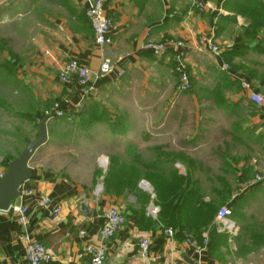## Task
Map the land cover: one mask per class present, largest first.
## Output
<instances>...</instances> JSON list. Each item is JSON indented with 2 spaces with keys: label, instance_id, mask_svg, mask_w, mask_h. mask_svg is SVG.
<instances>
[{
  "label": "crops",
  "instance_id": "1",
  "mask_svg": "<svg viewBox=\"0 0 264 264\" xmlns=\"http://www.w3.org/2000/svg\"><path fill=\"white\" fill-rule=\"evenodd\" d=\"M93 1L0 0V29L13 28L0 34V43L9 48L0 51V65L10 71H5L4 79L0 69L5 84L0 86V107L11 110L8 120L13 132L5 135L0 118L3 175L11 163L3 161L16 159L36 137L40 119L54 113L55 105L67 111V116L54 115L46 123L47 141L29 162L36 178L25 182L8 210L0 212V264H26L23 235L52 253L47 264H89V257L80 255L87 245L100 244L98 232L110 207L124 214L125 223L104 244V264H264V182L243 193L237 185L256 174L264 179V111L249 102L242 87L247 84L264 96V28L254 31L251 24L253 11L260 12L255 5L264 0H203L205 11L190 17L186 13L193 9L194 0H104L112 28L110 44L102 49L94 43L85 17ZM202 38H209L219 49L217 56L206 46L198 50ZM168 40L184 43L189 94L176 91L172 51L156 59L143 49L147 41ZM105 57L110 58L113 72L92 78L88 87L59 82L58 74L70 60L85 66L93 77ZM224 65L228 68H221ZM120 71L124 75L116 80ZM111 108H116V114L109 113ZM77 109L82 110L77 113ZM109 123L117 125L115 132L107 128ZM95 146L102 149L94 158L95 171L108 160V151L118 154L119 165H175L179 175L186 173L185 165H220L230 170L231 193L225 206L233 210L232 226L217 232L228 241H217L197 253L184 240L164 235L158 216L154 220L146 212L154 203L148 202L143 212L138 192L126 191L115 198L102 183L79 187L53 166L63 165L58 159L63 153L70 165L74 149L85 155L87 148L91 155ZM128 151H135V156L127 155ZM39 154L42 160L32 164ZM222 195L206 189L202 198L220 201ZM40 197L50 200L47 207L38 204ZM17 207L26 209L25 228L14 212ZM54 208L59 209L56 215ZM213 230L211 226L204 234ZM140 236L150 243L145 257L138 253Z\"/></svg>",
  "mask_w": 264,
  "mask_h": 264
},
{
  "label": "built area",
  "instance_id": "2",
  "mask_svg": "<svg viewBox=\"0 0 264 264\" xmlns=\"http://www.w3.org/2000/svg\"><path fill=\"white\" fill-rule=\"evenodd\" d=\"M205 11V3L203 0H194L193 9H190L186 16L190 17L194 12L201 14ZM85 17L89 22L94 43L99 48H104L110 44L109 34L112 28L111 20L106 16L104 12V0H95L89 2L88 7L85 10ZM201 46H206V48L214 54L218 55L219 49L212 45V42L209 38H202L199 42L198 50L201 51ZM143 49L150 52L156 59L163 58L167 55L169 51L173 52V62H174V71L178 76V90L187 91L190 89V82L188 74L186 72V65L184 60V43L182 41H173L168 40L162 43H157L153 41H147L143 44ZM221 68L227 69L226 65ZM113 64L110 58L105 57L99 67L98 73L92 77V73L80 64L76 60H70L65 63L61 68L58 74V80L62 84H69L71 82L77 83L79 86L88 87L92 81V78L98 80L99 78L105 77L113 72ZM124 75L123 71H120L116 74V80H119ZM243 89L248 91L247 99L252 103L256 108L264 109V96L262 94L251 91L248 88L247 84L242 85ZM91 88V86H90ZM53 112L58 118H62L66 113L59 105L53 107ZM3 176V171L1 168L0 161V178ZM264 179L261 175L256 174L251 180H248L242 183L238 189L239 193H243L247 189L253 187L256 183H263ZM152 196V195H151ZM153 197V196H152ZM50 203L49 199L40 197L38 204L42 207H47ZM14 212L18 215V221L22 227H26L28 220L26 217V209L17 207L14 209ZM59 212L58 208H54L52 214L56 215ZM147 215L156 220L159 212V208L151 204L146 209ZM229 210L226 207H221L216 215V223L218 232L221 231V228L227 226V229H230L232 226L229 220ZM104 223L99 229L98 237L100 244L91 246L87 245L83 249V253L80 255L89 257V264H104L106 259V250L104 244L111 240L114 235L123 227L125 223V218L117 208L110 207L104 212L103 215ZM164 235L170 239L174 237V233L170 228L164 229ZM80 235H84V232H80ZM184 242L197 253L204 251L208 247V235L203 234L200 242L196 241L194 237L189 234H184ZM22 241L24 242L23 247V259L26 264H47L49 263L53 256L52 253L47 250L41 243L36 242L30 239L27 235L22 236ZM149 240L147 237L140 236L137 241L138 253L141 257H145L149 251Z\"/></svg>",
  "mask_w": 264,
  "mask_h": 264
},
{
  "label": "trees",
  "instance_id": "3",
  "mask_svg": "<svg viewBox=\"0 0 264 264\" xmlns=\"http://www.w3.org/2000/svg\"><path fill=\"white\" fill-rule=\"evenodd\" d=\"M256 5L255 7L260 9V12L254 10L253 12L256 15L251 17L252 29L254 31L264 28V25H261L264 19V4L258 3ZM0 69L4 72H10L4 65H0ZM7 76L5 72L4 77L6 78ZM188 91H191V82ZM261 110L264 111V109ZM65 115L67 116V113ZM11 161L12 159L5 158L3 163L7 164ZM173 166L147 164L110 165L107 167L108 170L103 179L104 191H110L111 193L109 194L115 197H119V195L124 194L126 191L129 193H133V191L138 192L140 194L139 200L143 203V212H145L148 202H153L159 208L157 222L161 225L162 231L170 228L174 233V238L184 240V234H189L196 241H200L202 233L204 234L212 226L214 232L207 234L208 246L212 243L215 244L217 241L219 243L227 242L228 238L226 236L221 235V237H218L217 235L218 225L215 215L218 206L222 207L224 205L226 207L227 202L225 199L230 198L231 186L219 176L210 175L213 180L206 176L205 182L209 183L210 186H206L205 188L203 186L204 182L197 176L198 170L204 173L205 167H202V165H185L188 169H186L184 175H179ZM138 169L144 172L142 176L136 175ZM204 174H208V170ZM141 179L147 181L152 188L153 197L139 190L138 183ZM215 184L220 185L221 189L215 188ZM241 184L238 182V189ZM206 189L211 193H223L224 195L221 196L222 200L203 201L202 194H205ZM228 210L230 218L233 210ZM147 219L150 220L149 218Z\"/></svg>",
  "mask_w": 264,
  "mask_h": 264
},
{
  "label": "rangeland",
  "instance_id": "4",
  "mask_svg": "<svg viewBox=\"0 0 264 264\" xmlns=\"http://www.w3.org/2000/svg\"><path fill=\"white\" fill-rule=\"evenodd\" d=\"M8 32H13V28H10L8 30L6 28L0 29V34H2V33H8ZM6 37L7 36H5L3 38H6ZM4 46H5L4 43L3 44L0 43V51H2V49L4 48ZM3 50H4V52H6V51L9 52V48H8L7 44H6V48H4ZM2 60L3 59L1 57V52H0V64H1V61ZM1 77L2 76L0 74V80H1ZM4 79H5V77H4ZM3 85H5V84L2 81H0V86H3ZM176 91H177V93L184 92V93H188V94L191 92V91H189V92H187V91H179L178 90V85H177ZM2 108L3 107H0V118L4 120V123L2 124V126L4 125L3 128H2V130H4L5 135L9 136V135H12V133H13L12 132V126H11L9 120H8V119L11 118L12 112L9 109V107L8 108H3V110H2ZM115 109L113 110L111 108L109 113L111 115L116 114L115 113ZM77 110H78L77 113H80V111L82 109H80V110L77 109ZM64 111H65V113H67V111L65 109H64ZM92 112H96V114L102 113L101 110H92ZM104 112L107 115L108 112L107 111H104ZM121 112H123V111H121ZM146 112L149 113V111H146ZM9 124L11 126V129H10V127L8 128ZM110 124L111 123H109L107 125V128L111 129L112 131L117 130V125L116 124H111V125ZM81 126L82 127H85L84 124H82ZM80 129H81V127H80ZM98 131H102V130L99 129V130H96L94 132L90 131V132H87L86 135L90 136V133L91 132L94 133V134H96V132H98ZM30 133H32V132H30ZM21 135H24V132L23 133L21 132ZM81 148H83V147L81 146ZM83 150L84 151H87L85 155L80 154L78 148H76V149H74L72 151V153H71V155L69 157L71 158V156L74 155V162L73 163L71 162L70 165H67V163H66V161H68V159H67V153H63L62 155L58 156L59 161H61L63 163V165H53V166L55 168L59 169V171H62L63 175L66 177V181L67 182H71L72 184L74 183V184H76V186H79V187H89L88 185H91L90 187H94V185L98 184L97 186L98 187H101L100 183L103 184V180L100 179V178L102 177L104 179V176H105V174H106V172L108 170L107 167L110 166V165H119V163H118V154H113L112 155V152L111 151H108V153H106V155H105V157H108V160H105V163L103 162V164L101 163V165H100L101 169H99L98 171H95V169H94L95 165H93L94 160H95L94 158L98 154H102V149L100 147H96L95 146L94 147L95 154H91V155H90V152L87 150V148H85ZM127 155H129L130 157L133 158L135 156V151H131V152L128 151ZM41 160H42V154H39V155H37L34 158V161H33L32 164H34L36 162H40ZM121 166H124V165H121ZM167 166H169V165H167ZM177 166H182V165H177ZM202 167H205L204 168V173L207 172V170H208V174H206V175L204 173L200 172V170H198L197 176L203 182L206 181L205 180L206 179V176H208V177H210L212 179V176H210V175L216 174L220 178L226 180L228 182V184L230 185V179H231L229 177L231 175L230 170H228V169L225 170L220 165H202ZM103 169H105L104 170L105 171L104 174H102ZM143 173L144 172L141 171L140 169H138L136 171V175H138V176H142ZM140 181H139L140 183H138L139 187L145 193H147V191H149L151 193H147V194L153 195L152 188L149 186V184L147 183V181H145L144 179H141ZM205 184L207 186H209V183H205L204 182V185ZM218 188H219V190L221 189V187H218ZM100 193H101V190L99 191L98 194H95V195H100ZM131 194H132V192H131ZM113 197H115V196H113ZM115 198H117V197H115ZM222 207H224V205ZM220 208H221V206H218L217 211H216V215H217V212H218V210ZM226 230H228L227 229V226H224V227L221 228V231H226Z\"/></svg>",
  "mask_w": 264,
  "mask_h": 264
},
{
  "label": "water",
  "instance_id": "5",
  "mask_svg": "<svg viewBox=\"0 0 264 264\" xmlns=\"http://www.w3.org/2000/svg\"><path fill=\"white\" fill-rule=\"evenodd\" d=\"M54 113L43 116L38 125L36 137L27 142L18 157L11 161L2 178H0V212H6L10 204L17 199L19 188L27 181L36 178V172L30 168L29 162L38 148L47 141L46 123L54 117ZM84 215H88L84 205L80 207Z\"/></svg>",
  "mask_w": 264,
  "mask_h": 264
}]
</instances>
